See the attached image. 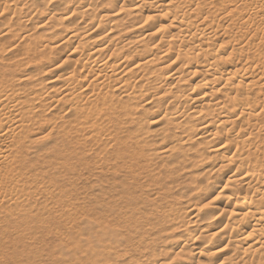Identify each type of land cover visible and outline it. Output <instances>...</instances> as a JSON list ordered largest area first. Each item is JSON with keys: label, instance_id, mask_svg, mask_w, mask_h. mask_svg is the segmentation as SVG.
<instances>
[{"label": "bare ground", "instance_id": "6f19581e", "mask_svg": "<svg viewBox=\"0 0 264 264\" xmlns=\"http://www.w3.org/2000/svg\"><path fill=\"white\" fill-rule=\"evenodd\" d=\"M97 1L0 0L3 37L25 59L0 49V264H50L55 251L78 264H264V170L245 161L264 158V0ZM125 12L150 24L136 43L121 39ZM143 111L186 135L168 144L134 121ZM194 141L222 157L179 203L178 162L165 159ZM126 171L135 188L118 192ZM90 177L110 184L95 199L106 209L89 205Z\"/></svg>", "mask_w": 264, "mask_h": 264}, {"label": "rangeland", "instance_id": "374dc122", "mask_svg": "<svg viewBox=\"0 0 264 264\" xmlns=\"http://www.w3.org/2000/svg\"><path fill=\"white\" fill-rule=\"evenodd\" d=\"M99 8L104 7V3H106L105 0H98L97 1ZM58 7H62L59 6L57 3H55L53 6H49L48 10H45V12H48L46 14H53V10L52 8H58ZM57 13V12H56ZM53 16V15H50ZM29 18V17H26ZM125 23H122L120 25V28L122 29H126L124 36H122V40L126 41V40H133V42H138L139 38L142 34H143V30H148V28L150 27V24H146L145 27L143 29H135L134 26H136V23L131 21V17H129L127 15V12H125L121 18ZM47 20H39L38 24H40L42 21ZM36 21V20H34ZM31 22L33 23V21L31 20ZM29 23V22H28ZM56 24H51L48 25L47 27L44 28V31L39 32V30L37 32L33 31V30H29L27 31V29H21L19 32L20 34H25V32H27L26 34H28L29 36L32 37H39V35H43L46 33H54L56 32ZM5 29V27L1 24L0 22V49H4L7 50L9 52H13L12 56H19L18 58L20 60H25L24 56H22V52L23 51H17L15 47V43H16V38H14L13 36H9V37H3L5 34L3 33V30ZM61 34V33H58ZM136 38V39H135ZM152 43H154V41L151 43H149L148 45H138V48L141 49H145L147 46L150 47L152 46ZM12 46L13 49L11 50L9 47ZM137 49V46L135 44H133V47L128 50V52H132V50ZM159 48L154 49L156 52L158 51ZM23 50V49H20ZM161 50H159L158 52H160ZM153 65V64H150ZM158 66V65H156ZM162 66V65H161ZM21 72H23V74L25 75H29V73L35 74L38 70V66L34 65L33 63L31 64H26L23 62V64H21L20 66ZM148 114H144L143 112H140V114L138 116H135L134 121H136L138 123L139 126H142L143 128H145L146 130L149 129L150 132L152 133H156V132H160L162 134V136L165 137V141H167V143H171L172 142H176L178 140H176L174 138V136L178 135L181 136L183 138L184 135H186V133H182L181 131L175 130L170 124L167 123H160L159 125H152V126H147L144 124V122H142V120L145 118ZM139 126H132L131 129L134 131V137H141L144 135V133L136 131V129ZM144 131V130H143ZM229 136L231 137L229 140H233L234 137V132L228 133ZM134 140V139H132ZM149 146H152L151 150L153 149H157L159 148L158 144L156 143V140L154 137H151L150 141L148 142ZM209 144H205V143H200V145L198 144V142H193L189 145H185V146H181L177 148V151L175 152V158L176 159H165L167 161L172 160L173 162H178V167L177 169H175V171H173L170 176V180H169V185L170 186H175V189L173 188V192L176 196V198L178 199L179 203L180 202H186L189 199L192 198L193 195V190L192 188H190V186H186L188 184H191L193 182V176L196 174H202L207 170H213L214 168H217L218 165L220 164V160L222 155L216 156V157H212V158H207V157H211L210 154L208 153L209 151ZM235 151V156L236 157H241L240 153L235 149H230L229 151H226L225 155H231L229 154L230 152H234ZM203 161L201 162L200 160ZM247 162V165L252 168L253 170H264V158L261 157V162L262 165L257 166L255 165V163L253 162L252 159H246L245 160ZM197 163V165L195 166V169L192 172H188V168L190 166H192L194 163ZM152 166L154 165V162L152 163ZM77 175V171L75 173H73L70 176H75ZM146 173H143L140 177L142 179H146L145 178ZM232 174H230L229 176H231ZM190 176V177H189ZM210 178H212L214 180V182L216 183H220L223 184V182L221 180H224V177H217V175L212 174L210 175ZM134 179L131 175L130 172L126 171L121 173L117 178H116V189L118 192H122L125 188H131L134 189L135 186L133 184ZM204 179V178H203ZM221 181V182H220ZM86 186H87V196L89 198V200L91 199L92 203L89 204L92 206V204L95 206L97 205L96 208L97 210L100 209H106L104 207V205H106L105 202H102L100 204L96 203L95 199L98 195H100L102 193V191L109 189L110 184L108 182H98L94 177H90L86 182ZM245 189V187L239 185L236 188V191L241 193L243 190ZM203 203H200L198 207H202ZM101 205V207H100ZM181 214H177L174 217H169L170 219H174L178 216H180ZM66 217V216H65ZM82 238L80 237L78 239H70V242L72 243V249L76 250V247H81L83 246L82 243ZM84 248H82L81 250H79L78 255L76 256V258H80V257H84L85 258V253H84ZM44 258H46L48 260V262L50 264H53L54 262H57L55 264H78L79 261H76V263H73L71 261L72 258L75 257H71V258H65L62 255L58 254L56 251L53 252L52 254H50L49 256H44ZM40 262V260L36 261V264H38ZM118 262H116L113 258V256H107V258L101 263V264H117ZM89 264V263H86Z\"/></svg>", "mask_w": 264, "mask_h": 264}]
</instances>
